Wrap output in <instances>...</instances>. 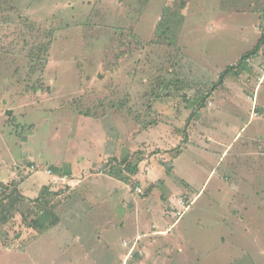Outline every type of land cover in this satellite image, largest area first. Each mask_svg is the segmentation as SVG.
Wrapping results in <instances>:
<instances>
[{
    "label": "rangeland",
    "instance_id": "374dc122",
    "mask_svg": "<svg viewBox=\"0 0 264 264\" xmlns=\"http://www.w3.org/2000/svg\"><path fill=\"white\" fill-rule=\"evenodd\" d=\"M263 31L264 0H0V187L27 179L29 199L60 203L43 235L21 213L4 226L0 264H264V159L241 145L256 123L223 165L198 113L191 147L168 152L228 69L250 84L264 46L238 63ZM127 159L134 191L105 171Z\"/></svg>",
    "mask_w": 264,
    "mask_h": 264
},
{
    "label": "trees",
    "instance_id": "16d2710c",
    "mask_svg": "<svg viewBox=\"0 0 264 264\" xmlns=\"http://www.w3.org/2000/svg\"><path fill=\"white\" fill-rule=\"evenodd\" d=\"M135 40H136L137 44L143 45V42L140 39L136 38ZM50 45H51V43H49L48 45H46L44 47H41L40 51L43 53L47 52L50 49ZM263 46H264V31H263L261 38L258 40L256 46L254 47V49L251 52L243 55V57H241V59L239 60L238 64L239 65L245 64V63H247V61L251 57L255 58L260 53L261 48ZM30 56H33V55L31 54ZM238 64H237V66H238ZM241 67H243L242 69H245V70L248 69V66L243 65ZM230 70H234V69H228L224 74H222L220 76L219 86L222 85L225 78L230 73ZM38 85L39 84L35 85V87H37ZM160 86H161V84H160ZM172 86H174L176 89H179V88L182 89L183 81H180L178 79L175 81L173 80V82L169 88H173ZM35 87H34L33 93H35ZM42 88H43V91L46 90L45 92L49 91V89H45L44 87H42ZM156 89H157V91L155 92V94L159 93L158 97H164L163 99L167 98L169 100H173L174 102H176L175 101L176 99L171 94V92H168L167 94L165 92V94H164L163 92L160 93L161 88H159V89L156 88ZM215 91H216V89H212L203 98H201V99L197 98L198 101H197V105H195V106L199 105V107L192 109L193 111L190 114V117H188L189 119L187 120L185 127L183 128V135L185 136L186 139L183 140L181 145L185 146L184 150H181L182 148L180 147L181 146L180 145L179 147H175L168 152H174V151L181 152V151L187 150L186 140H187L188 136L192 137L191 131H192V127L194 126V123H195V122H193V124H192V121L195 120L196 116H198V115L201 116L200 120L202 121L203 117H205L207 115V111L209 109V106L213 105V104L209 105V103H213L211 100L215 101V95H214ZM167 95H168V97H167ZM163 99H161V101H163ZM125 100L126 101H124V102L112 103V107L113 106H115L116 108L120 107V109L123 110L126 106L127 98ZM184 101L185 102H184L183 106L189 105L188 98L185 97ZM151 104L152 103L148 104V106L150 107ZM183 106H181L179 104L176 106V107H179L177 109V113H176L177 117H179V115L181 114L180 113L181 107H183ZM184 110H187V109H184ZM79 111H80V113H82L84 116H86L88 118L93 117L92 119L100 120L101 118H106L109 115V112H110V114H112L113 112H116L117 110L115 111V110H113V108H110L109 111H103V110L99 111V109L97 107L93 111L87 107H84V110L79 109ZM130 112H131L130 113L131 115L134 114L132 111H130ZM197 113H198V115H197ZM140 118H141V116H136V114H134V119H136L137 123H140V120H141ZM205 119H203V124L207 122V120H205ZM195 124H197V123H195ZM173 130H174V128H173ZM173 130H172V128H169L168 133L171 134L173 132ZM32 131L33 130H28L24 134L28 137L29 135H31ZM71 133L72 132L70 131L69 136ZM102 144H104V143H102ZM109 144H110V142H107L104 145H105V147H107V145H109ZM98 147L102 148L103 145H100ZM114 159L117 160L118 158H114ZM116 160H115V162L117 163ZM143 161H144V158L142 160H140V163H142ZM117 168H120V170ZM117 168H115L114 166H111V164H108L107 170H105V171L107 172L108 175H111L114 178L116 177L115 178L116 180L121 179V180L125 181L126 183H128L129 185H131L133 191L136 190L135 189L136 185L134 186V183H132V180H133V177L140 174V164L135 165L132 160L127 159L120 164V167H117ZM52 169H53V171H52ZM58 170H59V167L53 166L49 171L51 173L56 174L58 172ZM65 171L68 172L66 169H65ZM26 180L27 179H23L20 183L12 182L10 185H6V186L2 185L0 187L1 188L0 189V233L4 229V226L11 224L14 221L16 214H19V213L22 214L25 224H27L30 227H33L40 235H43L45 232L49 231L50 229L54 228L55 226H57L59 224L60 219L55 216V210L60 208L58 205L60 203L57 202L55 199L56 195L49 194V188H48V189H46V192H48V194H46L44 197H39L37 200L29 199V198L34 197L33 193H32V195H28L27 193L24 194V193H21L19 191V187L22 188V186L24 185ZM157 186L158 185H155V187H157ZM113 194H115V192ZM107 196H108V194H107ZM61 203H63V202H61ZM42 214H43V216L45 215L44 219H43V217H41ZM39 216L41 217L40 221L38 220ZM96 231H98V230H96ZM79 238H80V236H79Z\"/></svg>",
    "mask_w": 264,
    "mask_h": 264
},
{
    "label": "crops",
    "instance_id": "0c3cea01",
    "mask_svg": "<svg viewBox=\"0 0 264 264\" xmlns=\"http://www.w3.org/2000/svg\"><path fill=\"white\" fill-rule=\"evenodd\" d=\"M260 56V61L255 63L256 65L252 66L253 70L251 72L254 73L255 78H252L250 84H247L245 81L243 82L241 79L236 81L233 79V76H227L225 78L222 85H220L218 90L215 91V101L212 105L214 107L212 108V106H209L207 115L203 117V119L206 118L205 120H207V122L203 124L202 119L200 124L202 125V130L199 131L201 135L206 132H212V135H207L206 142L209 145L211 142H215L217 150V153L215 154L219 155L218 160L221 165H223L224 160L229 157L235 146L239 145L243 136L247 134V129H251L252 126H255V123L259 129V132L255 133L257 138L254 139L252 137H248L241 145L248 146L252 144L254 146L255 153L251 155L257 157L259 160L264 159V66H261L264 65V50ZM244 70L245 69H243V71ZM236 72V76L240 75L239 77L241 78L242 75L238 74L239 71ZM262 73L263 75H260ZM232 74H234V72ZM247 92H250L249 96H247V98H249L248 101L245 100ZM236 108L239 112H235ZM193 128L194 127H192V129ZM213 131H215V135H213ZM191 135L192 137L188 136L186 140V142L188 141L186 145L187 149H189L193 143V131H191ZM231 139H233L232 141L234 143L230 144L229 142ZM251 140H253V142H249ZM103 147H105L104 144ZM204 149H206V153H209L210 151H213L214 147L210 149L205 147ZM261 167L264 175V166ZM72 173H75V171H72ZM114 188L117 189V186L113 187V189ZM181 189L183 190V188ZM114 192L115 196L119 195L120 197V191L115 190L113 193ZM127 195L128 194L126 193V197Z\"/></svg>",
    "mask_w": 264,
    "mask_h": 264
},
{
    "label": "clouds",
    "instance_id": "9594fccd",
    "mask_svg": "<svg viewBox=\"0 0 264 264\" xmlns=\"http://www.w3.org/2000/svg\"><path fill=\"white\" fill-rule=\"evenodd\" d=\"M256 58H257V57H256ZM249 60H250V59H249ZM249 60L247 61L248 63H250V62H251V60H250V61H249ZM47 174H48V171H47ZM48 175H49V174H48ZM51 175H52V174H51Z\"/></svg>",
    "mask_w": 264,
    "mask_h": 264
},
{
    "label": "built area",
    "instance_id": "2783aa9c",
    "mask_svg": "<svg viewBox=\"0 0 264 264\" xmlns=\"http://www.w3.org/2000/svg\"><path fill=\"white\" fill-rule=\"evenodd\" d=\"M250 61V60H249ZM48 174L51 175L52 173L50 171H48Z\"/></svg>",
    "mask_w": 264,
    "mask_h": 264
}]
</instances>
